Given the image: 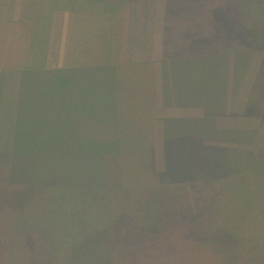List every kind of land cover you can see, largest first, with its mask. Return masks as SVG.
Listing matches in <instances>:
<instances>
[{
    "label": "rangeland",
    "instance_id": "obj_1",
    "mask_svg": "<svg viewBox=\"0 0 264 264\" xmlns=\"http://www.w3.org/2000/svg\"><path fill=\"white\" fill-rule=\"evenodd\" d=\"M28 1L23 25H30V20L36 21L38 15L48 12L51 0H36L41 3L35 6ZM53 1L59 21L67 23L65 37L77 39L81 35L86 39L83 48L89 64L97 60L98 41L113 36V20L118 19L121 28L125 14L134 16L135 8H146L143 13L152 14V23H160L154 25L155 34L162 24L165 35L186 24L184 33L196 36L204 23L197 18L205 14L196 8L214 3L243 8V12L234 9L239 18L248 19L244 22L245 33L241 31L238 37H251L250 41L261 45L248 52L253 57L254 70L259 57L264 56V0H110L107 13L91 7V0H81V5L78 0ZM104 1L107 0L100 8ZM8 11L9 6L4 7L3 12ZM211 13L217 16L219 26L229 31L227 14L231 12L225 15L224 8H219ZM5 31L8 26L0 25L2 42L7 39ZM14 45L17 44L13 42L12 50H7L11 58L20 55ZM65 63L63 51L48 64L55 70L64 68ZM262 70L264 76V65ZM235 72L237 77L241 75ZM7 110L12 116L17 113L16 105ZM8 125L12 134L14 122ZM98 127L91 121L82 122L79 139L74 134H64L62 149L54 144L49 156L37 149L24 150L25 146L19 147L18 154L7 155L1 150L0 180L9 189L19 187L22 193L16 197V214L10 219L6 216L9 198L0 193V224L39 220L35 234L27 233L26 239L23 231L9 232L10 244L21 245L22 260L27 241L33 245L29 264H264V139L244 135L245 142L255 144L250 154L226 153L202 145L189 132L176 136L174 124L170 123L162 167L154 173L146 169L147 162L139 163L143 157L129 155L134 153L133 144L117 136L118 130L99 133L109 128ZM190 128L195 126L185 123L181 127L186 131ZM207 132L221 133L214 127ZM210 140L205 138V142ZM8 141L11 143L12 135ZM195 142L196 146H192ZM147 155L151 159V154ZM25 167L35 170L31 184H11L8 179L13 180L17 169L24 171ZM22 177L25 180L23 173ZM4 191L1 187L0 192ZM23 204L27 212L37 210L39 217L26 218ZM72 242L84 244L75 245L72 253Z\"/></svg>",
    "mask_w": 264,
    "mask_h": 264
},
{
    "label": "crops",
    "instance_id": "obj_2",
    "mask_svg": "<svg viewBox=\"0 0 264 264\" xmlns=\"http://www.w3.org/2000/svg\"><path fill=\"white\" fill-rule=\"evenodd\" d=\"M31 1L34 6L41 3L36 0ZM28 3V0H0V25L8 26V32L3 33L7 34V39L4 38L2 42L0 38V74L3 75L0 78V153L1 150L7 153L9 151L10 141L8 140L12 134L9 133L10 125L8 124L15 122V116L6 109L11 105L17 107L19 103L18 87H20L23 71L26 68L50 69L48 63L57 59L63 51L66 52L64 68L69 95L71 94V97L78 95L82 100H86L87 94L96 89L97 94L98 92L101 94L100 99L108 101L107 103L113 101L114 106L118 108L115 116L120 124L121 135H125L128 138L125 142L130 141L134 147V153L129 155L135 154V158L137 155L143 157L142 161L139 159V163L147 162L148 165L145 167L149 171L157 173L162 167L161 161L166 149L170 123L174 124L176 136L182 132H189L195 140H201L202 145L226 153L240 151L241 154L249 155V150L255 148V144L245 142L244 135L252 136L253 139H264V95L262 93L264 81H258V74L263 75L264 56L259 57L255 70L251 62L253 57L246 56L247 61H244L242 67L236 69L238 73L241 72V75L237 77L232 67L227 83L217 85L214 95L201 93V98L199 96L194 99L186 98L177 81L172 80L170 74H167L168 70L165 68L166 72L163 71V63L167 62L169 56L167 51L174 47L168 41L175 39L170 37L173 36L170 35L171 30L165 35L163 24L160 29L156 28L155 34L154 25L159 26L160 23H157L156 18L157 22L153 24L155 20L152 14L143 13V10L147 11L146 8L133 9L134 16L125 14L121 28L118 27V19H114L113 36L104 40L101 38L98 41L97 60L94 64H89L86 61L88 57L86 50L83 48V45H86V39L81 35H78L77 39L65 37L67 23L59 21L58 7L53 5L56 2L51 0L48 3V12L41 14L42 16L38 15L35 18L36 21L30 20L28 22L30 25H23L26 19L24 11ZM242 5L243 2H241ZM7 6L9 11L4 13V7ZM198 6L196 9L205 11V14L197 18L204 24H201L200 29L196 31L197 40L192 46L193 50H198L196 55L209 52L220 53V51L209 49V41L213 40L214 35L211 32H216L210 31L208 25L213 28L219 25L217 16L212 15L211 11L215 12L219 8H224L225 15L228 11L231 12L227 14L229 23L237 25L241 31L245 26L244 22H248L247 18L243 16L239 18L238 14H234L235 7L233 9L229 3ZM177 9L183 8L174 10L177 11ZM241 9L239 8L238 11L243 12V8ZM163 11L161 10L160 13L162 14ZM205 24L208 27H205ZM247 32L250 34L249 31ZM247 39L248 37L245 38ZM13 42L17 44L14 46L20 55L11 58L7 50H12ZM251 74L254 75L251 76ZM74 76H76V84ZM104 105L110 107V104ZM185 123H192L195 129L190 128L188 131L181 129ZM210 127H214L221 133H208L207 129ZM207 137L211 138V142H205ZM256 148L259 149V147ZM144 149L147 154H151V159L146 153L137 152ZM4 183H0V188L4 187L5 191L0 193L9 198L6 204V216L10 219L16 214V197L22 190L19 187L9 189ZM22 208L26 218L39 217L37 210L27 212L25 204ZM37 221L39 220H29L25 222L26 224L11 221L6 226L0 224V264L30 263L33 245L26 241L28 248L22 260L21 245L10 244L9 232L14 231L20 234L23 231L26 239L27 233L35 234L34 232L39 228Z\"/></svg>",
    "mask_w": 264,
    "mask_h": 264
},
{
    "label": "trees",
    "instance_id": "obj_3",
    "mask_svg": "<svg viewBox=\"0 0 264 264\" xmlns=\"http://www.w3.org/2000/svg\"><path fill=\"white\" fill-rule=\"evenodd\" d=\"M60 1L65 2L66 0ZM78 1L81 5L82 1ZM102 3L103 0H91L89 5L94 7V9H98L100 13H107L108 11L106 12L105 10H109L106 7L110 6L111 1H104L103 8H100ZM231 24L229 31L224 26L218 25L213 28L208 25L210 31L215 30L216 32H211L214 35L213 40L209 41V49L220 51V53L212 54L209 52L197 55L198 50L195 51L192 47L197 38L194 35H189V33H184L186 31V24L178 26L177 30L171 26L174 29L170 31V35L173 36H169L174 37L175 40L169 39L168 43L174 47L167 51L169 56L167 62L163 63V71L166 72V68L168 70L167 74H170V78L177 81L179 88L184 93V97L194 99L199 96L201 98V93L214 95L217 85L227 83V77L232 67L235 70L242 67L246 56H250L253 51L261 46L260 43L250 41L251 37H248L247 40L243 37H238L241 28L235 24ZM206 25L205 27H208ZM195 34L196 36L198 35L196 32ZM249 35L251 36V34ZM252 36L255 37L254 35ZM170 50L175 51L171 52ZM191 50L195 51V53L191 54ZM249 51L251 53H248ZM174 53L177 54L174 55ZM22 76L19 85L21 93H18L19 103L15 115L14 131L12 132V141L7 155L9 153L18 154L19 147L25 146L24 150L29 148L33 150L37 149L42 151L40 153L49 156L53 152L54 144H59L58 150L62 149L60 145L64 141L62 139L64 134H69V136L70 134H74L79 139L80 133L82 134L80 125L86 121L96 123V125H99L98 128H101L103 125L109 128V130H98L99 133H112L113 130H118L117 136L128 139L125 135H121L120 124L117 116H115L118 108L114 106L113 101L107 103L108 101L100 99L101 94L100 92L97 94L96 89L87 94L86 100H82L81 96L79 97L78 95L75 97H71V94L69 95L65 68L55 70L43 67L26 68ZM262 77L264 76L258 74V81H264ZM75 79L76 76H74V81ZM104 104H110V107ZM55 105L56 108H54ZM64 111L66 115H64ZM89 115L90 117H87ZM108 117L109 119L107 120ZM65 119L66 121H64ZM76 123L79 125L76 126ZM185 134L187 132L177 135ZM56 137L58 139H55ZM176 142H181V140L176 139ZM192 146H196L195 143ZM24 163L28 165L27 162ZM19 169H17L15 177H11L13 180H9L6 176L8 181L11 184L21 185L22 181L26 182L22 183L24 185L31 184L30 181L35 175V170H26V167L24 171ZM22 173L25 180L22 177ZM79 178H81V175H79ZM117 178L119 179L118 176ZM1 182L3 183L4 181L0 180ZM24 192L26 193V188ZM21 193L22 191H20ZM77 244L84 243H70L72 253H74V248Z\"/></svg>",
    "mask_w": 264,
    "mask_h": 264
}]
</instances>
